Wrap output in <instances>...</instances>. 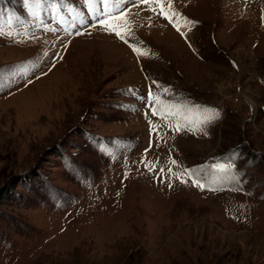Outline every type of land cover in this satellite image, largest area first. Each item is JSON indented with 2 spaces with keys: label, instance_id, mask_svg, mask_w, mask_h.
Wrapping results in <instances>:
<instances>
[{
  "label": "rangeland",
  "instance_id": "obj_1",
  "mask_svg": "<svg viewBox=\"0 0 264 264\" xmlns=\"http://www.w3.org/2000/svg\"><path fill=\"white\" fill-rule=\"evenodd\" d=\"M95 3L0 0V264H264V0Z\"/></svg>",
  "mask_w": 264,
  "mask_h": 264
},
{
  "label": "snow or ice",
  "instance_id": "obj_2",
  "mask_svg": "<svg viewBox=\"0 0 264 264\" xmlns=\"http://www.w3.org/2000/svg\"><path fill=\"white\" fill-rule=\"evenodd\" d=\"M150 2H151V0H139V3L141 5H149ZM157 2H158V0H157ZM104 3L107 4L108 0H104ZM168 7H169V9L171 8L170 5ZM153 11H155V9H153ZM158 14L164 15L163 8L161 9V11ZM127 15H129V13H123V12L120 13L121 17H126ZM175 15H178V14L172 13L171 15L166 16V19H168L170 23H173V25L177 27V31H181L179 26H177L175 24V20H174ZM109 18H111V13H106L104 18H101L98 20V24L104 26L106 29H110L112 31H115V29H111V26L107 23V20ZM186 23H188V22L186 21ZM76 34L78 35L80 33H76ZM181 34L183 35L184 33L182 32ZM115 35H117L118 37L123 39L125 41V43H128V40L125 38V36L120 31H115ZM157 100H158V98H153L151 101H149V107L151 108L153 115L161 116V118L163 119L165 117V113L156 107ZM197 111H198V116H199V123L201 126H203L204 124L213 123V122H215V120L219 119V113L216 109L204 107L202 109H198ZM175 130L180 131L181 130L180 126L177 125ZM157 131H159V129H157ZM229 159H231V158H229ZM172 163H175V161H172ZM145 166L149 167V168L151 167L150 164H146ZM220 171L227 172V171H230V169L221 167ZM187 174L192 179V182L195 184V186H197L201 189H203L205 187L204 184H202L198 179L195 178L196 174L194 172H188ZM183 177H184V174H179L176 176V178L181 180L182 183H187L188 180L184 179ZM209 190L214 191L215 189L210 188Z\"/></svg>",
  "mask_w": 264,
  "mask_h": 264
}]
</instances>
